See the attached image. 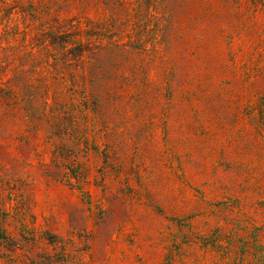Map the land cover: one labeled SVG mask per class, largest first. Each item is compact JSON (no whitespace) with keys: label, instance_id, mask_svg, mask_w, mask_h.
I'll return each instance as SVG.
<instances>
[{"label":"rangeland","instance_id":"obj_1","mask_svg":"<svg viewBox=\"0 0 264 264\" xmlns=\"http://www.w3.org/2000/svg\"><path fill=\"white\" fill-rule=\"evenodd\" d=\"M0 264H264V0H0Z\"/></svg>","mask_w":264,"mask_h":264}]
</instances>
